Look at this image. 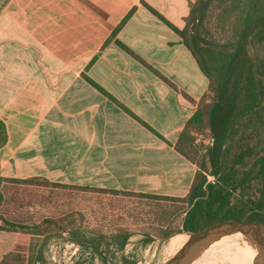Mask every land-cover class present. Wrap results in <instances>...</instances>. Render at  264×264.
Returning a JSON list of instances; mask_svg holds the SVG:
<instances>
[{
  "label": "crops",
  "instance_id": "crops-1",
  "mask_svg": "<svg viewBox=\"0 0 264 264\" xmlns=\"http://www.w3.org/2000/svg\"><path fill=\"white\" fill-rule=\"evenodd\" d=\"M195 1L0 0V217L59 218L61 189L73 203L75 190L188 196L198 169L176 144L209 81L166 22L183 30ZM60 234L42 238L36 264ZM21 236L0 230V261Z\"/></svg>",
  "mask_w": 264,
  "mask_h": 264
},
{
  "label": "trees",
  "instance_id": "trees-1",
  "mask_svg": "<svg viewBox=\"0 0 264 264\" xmlns=\"http://www.w3.org/2000/svg\"><path fill=\"white\" fill-rule=\"evenodd\" d=\"M166 23L182 37L209 81L176 144L198 171L184 198L138 195L187 204L181 227L164 231L165 236L200 231L224 220L264 222V0H196L183 30ZM205 133L212 140L209 146L197 143V136ZM6 141L0 121V148ZM209 176L215 180L209 181ZM4 181L0 177V188ZM0 218V230L22 234L0 264H36L42 238L74 228L63 218L37 225ZM239 241L237 233L204 252L223 253Z\"/></svg>",
  "mask_w": 264,
  "mask_h": 264
},
{
  "label": "rangeland",
  "instance_id": "rangeland-1",
  "mask_svg": "<svg viewBox=\"0 0 264 264\" xmlns=\"http://www.w3.org/2000/svg\"><path fill=\"white\" fill-rule=\"evenodd\" d=\"M211 142L208 133L197 136L199 145L209 146ZM214 180L213 176H209V181ZM67 191L61 189V217L55 219L63 218L65 224L74 228L61 232L54 239L44 240L45 244H55L44 251L42 264H106L107 261L110 264H124L125 259L135 260L137 264H164L175 255L170 247L171 240L179 238L186 242L188 239L187 232H175L171 236L163 234L166 230L174 231L181 227L183 211L188 209L187 204L182 202L148 199L132 194L75 190L77 199L73 203L74 200ZM23 205L11 203V207L18 212ZM17 223L24 224L20 221ZM74 230L77 234L73 235ZM122 233L131 235L133 240L125 251H104L103 248L108 247ZM229 237L221 240L226 241ZM77 238L82 241H76ZM240 238L237 246L231 243L223 253L200 264H258V246L242 234ZM95 241H103L102 251L85 246ZM199 258L200 256L187 264H194Z\"/></svg>",
  "mask_w": 264,
  "mask_h": 264
},
{
  "label": "water",
  "instance_id": "water-1",
  "mask_svg": "<svg viewBox=\"0 0 264 264\" xmlns=\"http://www.w3.org/2000/svg\"><path fill=\"white\" fill-rule=\"evenodd\" d=\"M237 233L258 246V264H264V222L251 220H224L203 230L188 233L184 245L164 264H187L217 241Z\"/></svg>",
  "mask_w": 264,
  "mask_h": 264
},
{
  "label": "bare ground",
  "instance_id": "bare-ground-1",
  "mask_svg": "<svg viewBox=\"0 0 264 264\" xmlns=\"http://www.w3.org/2000/svg\"><path fill=\"white\" fill-rule=\"evenodd\" d=\"M183 245L178 244L174 240H171L170 242V247L172 248V251L174 252L173 254H176L177 251L182 247ZM219 254V253H211V252H204L200 258L194 263V264H200L202 262H207L210 260L214 255Z\"/></svg>",
  "mask_w": 264,
  "mask_h": 264
}]
</instances>
